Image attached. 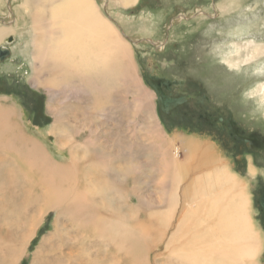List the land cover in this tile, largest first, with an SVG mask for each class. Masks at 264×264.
Here are the masks:
<instances>
[{
  "label": "bare ground",
  "instance_id": "1",
  "mask_svg": "<svg viewBox=\"0 0 264 264\" xmlns=\"http://www.w3.org/2000/svg\"><path fill=\"white\" fill-rule=\"evenodd\" d=\"M136 1L117 0L122 8ZM21 8L31 19L33 83L50 95L61 93L68 101L89 98L88 112H84L87 119L114 118L116 114L112 113L116 112V107L112 104L120 89L129 94L134 92L132 100L125 97L121 106L130 107L127 113L131 114L129 119L134 126L141 112L152 110L153 97L137 74L128 37L118 32L108 15H102L95 0H24ZM176 22L179 21L173 24ZM8 28L0 27V43L11 33ZM246 45L249 50L243 62L264 55V46ZM241 49L244 48H235L233 54L238 55ZM7 51L4 46L0 48V60L7 56ZM240 62L225 59L226 66L237 70ZM112 91L116 96L108 94ZM257 93L264 100V83ZM20 116L17 106L0 103V153L7 154L5 159L11 168L13 189L27 188L23 192L26 196L19 217L29 223L23 247L38 234L40 229L37 231V228L46 214L55 210L52 241L62 240L61 231L69 235L74 227L80 228L83 230L81 238L95 241L97 254L103 253L102 263L112 260L113 264H149L147 244L155 247L167 237L163 245L168 257L164 264H257L264 238L252 220L248 181L209 143L181 134L170 141L160 125L152 121L141 134V148L152 156L144 165L129 162L130 157H134L131 150L137 143V134L132 128L127 127L132 136L124 133V137L121 127H117L114 160L109 152L111 144L104 147V142L95 135V121L89 123L95 132L82 144L56 125V137L61 139L64 134L69 150L68 158L59 163L46 153L39 141L26 133V129L24 132L20 129ZM179 139L183 149L182 159L178 160ZM79 147L83 148L82 155L75 151ZM16 158L21 163H17ZM119 160L121 163L114 165V161ZM150 167L157 176L155 192L161 209L152 212L153 207L149 210L140 199L139 204L130 206V211L124 215L119 208L127 204L128 191L123 188L126 180L132 178L129 193L136 192V174H145ZM254 168L251 162L248 169L251 177ZM18 176L21 181H17ZM2 196L5 197L3 193ZM261 199L262 196L259 205L264 210ZM32 204L36 212L28 215ZM6 211L2 220L8 225L9 211ZM142 211L146 212L144 221L137 218ZM20 226H24V222ZM74 238L77 240V236ZM71 243V248L61 244L56 250L52 249V263L91 264L94 256L84 251L77 256L73 248L75 241ZM12 256L14 261L18 260L20 252L13 250Z\"/></svg>",
  "mask_w": 264,
  "mask_h": 264
},
{
  "label": "rangeland",
  "instance_id": "2",
  "mask_svg": "<svg viewBox=\"0 0 264 264\" xmlns=\"http://www.w3.org/2000/svg\"><path fill=\"white\" fill-rule=\"evenodd\" d=\"M95 1L102 15L110 17L118 32L133 41L127 40L137 74L152 94V110L141 112L135 118L134 126L129 119L131 114L127 113L130 107H121L125 97L132 100L134 92L129 94L120 89L117 96L113 91L108 93L117 97L112 104L116 107V112L112 113L116 114L114 118L99 116L98 119H87L84 112H88L89 98L68 101L61 93L50 95L42 86L33 83L31 19L21 8L24 0H0V27L6 26L11 30L0 43V48L4 46L8 50L7 56L0 60L1 105L17 106L21 113L20 129L23 132L26 129V133L39 141L46 153L59 163L68 158L69 150L64 134L61 139L56 137V125L60 131L66 130L68 136L82 144L92 131L95 132L89 127V123L95 121V135L100 137V142H104V147L111 144V155L117 152V127H121L124 137L132 136L127 127L132 128L137 134V143L131 150L134 157H130L129 162L137 164H144L152 158L151 152L141 148V134L146 132L152 121L160 125L163 135L170 141L181 134L209 143L228 160L238 175L247 179L252 220L264 238V210L259 205L264 192V100L257 93L264 83V55L243 62L246 50H249L245 48L246 44L264 46V0H137L126 8H122L117 0H109L108 3L105 0ZM175 21L179 22L173 24ZM237 47L244 49L234 55ZM227 57L241 61L240 68L226 66ZM241 133L245 136L242 137L244 141L239 139ZM179 141L178 160L182 159L180 153L183 149ZM75 151L82 155L83 148ZM112 156L115 160V155ZM5 158L7 154L0 153V264H53L52 251L61 244L71 248L70 243L74 241L77 256L78 252L84 251L94 256L91 264H113L112 260L100 262L103 253L97 254L95 241L81 238L83 230L80 228L74 227L69 235L60 230L62 240L52 241V227L57 215L55 210L46 214L37 228V231L40 229L38 234L23 247L29 223L19 217L20 206L26 196L23 192L27 188L13 189L10 184L13 183L9 173L11 168ZM16 160L21 163L20 159ZM120 161H114V165L120 164ZM251 162L256 167L252 177L248 174ZM153 170L150 167L145 174H136V192L129 193L133 187L130 183L132 178L126 180L127 187L123 188L128 191L127 204L119 208L124 215L130 211V206L138 205L140 199L144 200L149 210L153 207L152 212L161 209L162 204L158 203L155 192L157 176ZM103 189L105 191L108 187ZM118 196L116 194L117 202H120ZM6 210L9 211L6 216L8 225L2 220ZM35 212L36 206L32 204L28 215ZM145 215L146 212H139L138 220L144 221ZM21 222L24 226H20ZM170 229L174 228L170 226ZM166 239L158 241L155 247L152 243L147 244L149 264L165 263L168 255L163 244ZM13 250L20 252L18 260L14 261ZM260 252L256 262L264 264V243Z\"/></svg>",
  "mask_w": 264,
  "mask_h": 264
},
{
  "label": "water",
  "instance_id": "3",
  "mask_svg": "<svg viewBox=\"0 0 264 264\" xmlns=\"http://www.w3.org/2000/svg\"><path fill=\"white\" fill-rule=\"evenodd\" d=\"M260 204L264 208V192H263V195H262V199L260 201Z\"/></svg>",
  "mask_w": 264,
  "mask_h": 264
},
{
  "label": "flooded vegetation",
  "instance_id": "4",
  "mask_svg": "<svg viewBox=\"0 0 264 264\" xmlns=\"http://www.w3.org/2000/svg\"><path fill=\"white\" fill-rule=\"evenodd\" d=\"M241 132H242V131H241ZM242 133L244 134V132H242ZM242 133H241V134H242ZM241 134H239V135H238V134H236V135H238V136L240 137V138L238 137L239 139H241V140H243V141H244V139H243L242 137H245V136H244L243 134H242V136H241ZM245 141H246V140H245ZM261 196H262V195H261Z\"/></svg>",
  "mask_w": 264,
  "mask_h": 264
},
{
  "label": "crops",
  "instance_id": "5",
  "mask_svg": "<svg viewBox=\"0 0 264 264\" xmlns=\"http://www.w3.org/2000/svg\"><path fill=\"white\" fill-rule=\"evenodd\" d=\"M221 154V153H220ZM222 155V154H221Z\"/></svg>",
  "mask_w": 264,
  "mask_h": 264
}]
</instances>
